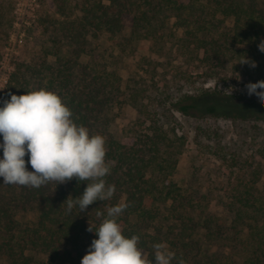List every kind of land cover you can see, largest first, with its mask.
I'll use <instances>...</instances> for the list:
<instances>
[{
    "label": "trees",
    "instance_id": "1",
    "mask_svg": "<svg viewBox=\"0 0 264 264\" xmlns=\"http://www.w3.org/2000/svg\"><path fill=\"white\" fill-rule=\"evenodd\" d=\"M83 3L82 17L72 21L71 28H63L64 36L74 40L71 56L59 54L52 65L44 63L38 70L27 67L21 74H14L1 93L0 107L11 94L23 95L29 89L56 92L78 125L106 138L110 174L105 179L116 186V191L110 200L97 201L83 212L77 206L69 213L64 202L69 195L81 196L86 181L74 178L65 184L30 188L5 185L0 177V185L7 188V194L0 195V237L5 236L0 240V254L14 264H36L34 255L45 257L37 264H81L93 239L98 238L88 231L90 222L94 226L101 222L96 211L106 215L108 207L126 203L128 207L118 223L125 236H140L138 247L153 264L152 245L161 242L176 254L172 264H264L263 197L251 190L235 194L236 202L228 207L232 218L227 224L201 205L195 194L173 181L181 141L176 129H169L155 117L149 119L150 124L129 130L131 143L117 139L112 127L116 118L113 109L121 97L120 80L106 72L98 62L96 46L87 41V36L97 41L104 36L120 38L125 28H131L128 39L120 38L119 45H124L139 37L163 39L167 28H184L178 38L181 47L203 50L211 75L220 74L233 61L238 76L224 81L257 83V77L264 75V53L258 48L264 41V0ZM61 11L66 13L63 8ZM87 49L92 61L82 67L78 58ZM245 58L257 66L240 64ZM216 87L197 95L184 94L172 104L173 108L192 118L210 116L264 123V104L223 93ZM27 167L32 170L30 164Z\"/></svg>",
    "mask_w": 264,
    "mask_h": 264
},
{
    "label": "rangeland",
    "instance_id": "2",
    "mask_svg": "<svg viewBox=\"0 0 264 264\" xmlns=\"http://www.w3.org/2000/svg\"><path fill=\"white\" fill-rule=\"evenodd\" d=\"M84 1L0 0V96L14 74L27 67L38 70L44 63L52 65L59 54L71 56L74 40L64 36L63 28H71V22L82 17ZM131 31L125 28L120 36L128 39ZM183 31L167 28L163 39L139 37L124 45H119L121 37L104 36L97 41L87 36V41L96 46L98 62L106 72L120 80L121 97L113 109L115 137L131 143L129 130L150 124L149 119L155 117L169 129H176L181 141L173 181L230 224L228 207L236 202L235 194L251 190L264 200V123L192 118L176 111L172 104L184 94L213 90L215 84L223 93L260 101L255 94L248 95L243 80L235 84L224 81L238 76L233 61L220 74L211 75L203 50L181 47L178 38ZM87 50L78 58L82 67L92 61ZM257 80H264V75ZM0 190V195L7 194L4 184ZM34 258L36 264L45 260L42 255ZM0 264L14 262L0 254Z\"/></svg>",
    "mask_w": 264,
    "mask_h": 264
},
{
    "label": "clouds",
    "instance_id": "3",
    "mask_svg": "<svg viewBox=\"0 0 264 264\" xmlns=\"http://www.w3.org/2000/svg\"><path fill=\"white\" fill-rule=\"evenodd\" d=\"M258 48L264 53V41ZM240 64L257 66L246 58ZM246 89L249 96L255 94L264 104V80L249 83ZM72 117L63 99L47 88L29 89L23 95L11 94L0 107L3 138L0 177L4 184L40 188L49 183L65 184L74 178L86 181L87 187L81 196L69 195L64 202L69 213L77 206L83 212L97 201L110 200L116 191V186L109 185L105 179L110 174L106 138L91 134ZM127 207L126 203L110 206L106 215L96 211L101 222L98 226L90 222L88 231L98 238L93 239L81 264H153L138 247L140 236L134 234L129 238L123 234L118 218ZM152 248L155 264H172L176 254L166 243H155Z\"/></svg>",
    "mask_w": 264,
    "mask_h": 264
}]
</instances>
